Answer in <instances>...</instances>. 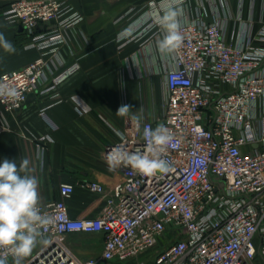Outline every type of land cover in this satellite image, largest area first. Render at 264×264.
<instances>
[{
	"label": "built area",
	"instance_id": "built-area-1",
	"mask_svg": "<svg viewBox=\"0 0 264 264\" xmlns=\"http://www.w3.org/2000/svg\"><path fill=\"white\" fill-rule=\"evenodd\" d=\"M6 2L4 17L20 26L29 37L27 49L39 57L24 69L4 74L0 81L17 87L18 102L0 98V137L12 133L7 115L22 111L31 95L45 96L75 73L76 64L58 70L55 63L66 44L69 30L83 22L70 0H0ZM186 3L183 0L182 5ZM160 3L151 1L141 17L142 25L126 37L163 31L155 17ZM206 16V14H205ZM54 27V28H53ZM141 29V30H139ZM184 41L173 52L174 67L165 74V114L159 124L173 131L179 146L163 158L170 170L154 176L130 167L111 170L106 153L122 146L144 151L145 128L133 124L124 130L108 125L118 138L106 145L102 161L120 177L107 187L91 181L60 186V201L40 205L41 214L55 222L22 264H103L138 259L159 246L152 264H255L264 260V48L254 39L242 46L227 43L219 22L209 23L202 14L182 24ZM264 41V30L258 36ZM58 94L54 96L57 99ZM46 110L40 115L47 120ZM43 161L46 136L35 140ZM76 187L97 195L103 207L95 218H71L66 201ZM74 234H101L104 248L90 259L79 258L68 245ZM170 241L166 246L163 242ZM6 264H15L0 253Z\"/></svg>",
	"mask_w": 264,
	"mask_h": 264
},
{
	"label": "crops",
	"instance_id": "crops-1",
	"mask_svg": "<svg viewBox=\"0 0 264 264\" xmlns=\"http://www.w3.org/2000/svg\"><path fill=\"white\" fill-rule=\"evenodd\" d=\"M151 1L160 0H70L83 16V22L68 31L66 44L55 58L58 70L74 65L79 69L65 79L57 91L45 96L34 95L27 106L6 118L12 133L0 137V163L5 158L17 165L28 159L32 173L39 179L40 205L60 201V186L96 181L110 187L120 181L102 161L106 145L118 138L109 124L124 130L132 124L135 114L143 123L155 126L165 114V74L174 67L173 53L159 52L162 35L155 31L127 38L129 30L142 25V16ZM182 24L204 15L209 22H219L227 43L242 46L246 39H254L253 47L264 48L258 36L264 30V0H186ZM6 2H0V33L15 47L14 53L0 49V78L7 73L24 69L39 57L35 49H27L29 37L20 26L9 24L4 11ZM163 14V13H162ZM206 14V16H205ZM141 30V29H139ZM58 94V100L53 99ZM127 105V116L117 115ZM46 110L47 120L40 112ZM1 110V108H0ZM49 136L45 158L40 159L38 138ZM71 218H95L103 201L87 190L76 187L66 201ZM95 240L87 245L83 240ZM68 245L81 259H90L94 251L104 248L101 234H74ZM90 242V241H89ZM255 264H264L257 259Z\"/></svg>",
	"mask_w": 264,
	"mask_h": 264
},
{
	"label": "clouds",
	"instance_id": "clouds-1",
	"mask_svg": "<svg viewBox=\"0 0 264 264\" xmlns=\"http://www.w3.org/2000/svg\"><path fill=\"white\" fill-rule=\"evenodd\" d=\"M183 0H160L162 15L155 17L156 23L163 31L158 42L161 54L169 55L180 49L184 36L182 34ZM0 49L14 53L15 47L0 33ZM21 91L8 83L0 81V98L18 102ZM130 108L121 106L117 115L127 116ZM134 128L140 130V119L135 114L130 117ZM143 137L146 141L144 151H129L122 146L113 147L106 153V162L111 170L121 166L130 167L144 176H154L158 172L170 170L169 162L163 154L169 148L179 146L173 131L163 124L155 129L145 128ZM29 160L22 159L17 165L15 160L5 158L0 163V253L10 255L15 264L29 257L38 244L46 243L44 232L55 220L52 216L41 214L39 179L32 174L35 170L29 167ZM0 264H6L0 259Z\"/></svg>",
	"mask_w": 264,
	"mask_h": 264
},
{
	"label": "rangeland",
	"instance_id": "rangeland-1",
	"mask_svg": "<svg viewBox=\"0 0 264 264\" xmlns=\"http://www.w3.org/2000/svg\"><path fill=\"white\" fill-rule=\"evenodd\" d=\"M90 241V242H89ZM95 240L91 239V240H83L82 243H86L87 245H93L95 244ZM170 241L166 240V242H163V245L166 246ZM162 246L157 247L156 249H154L153 251L142 255L141 257H139L138 259H134V260H128L125 262H119V261H112V262H107V263H103V264H152V260L154 259V257L160 253V251L162 250ZM100 255V251H94L93 256H99Z\"/></svg>",
	"mask_w": 264,
	"mask_h": 264
},
{
	"label": "water",
	"instance_id": "water-1",
	"mask_svg": "<svg viewBox=\"0 0 264 264\" xmlns=\"http://www.w3.org/2000/svg\"><path fill=\"white\" fill-rule=\"evenodd\" d=\"M54 28V27H53ZM23 30V29H22ZM32 99H34V95H31L30 97H29V102L32 100Z\"/></svg>",
	"mask_w": 264,
	"mask_h": 264
}]
</instances>
